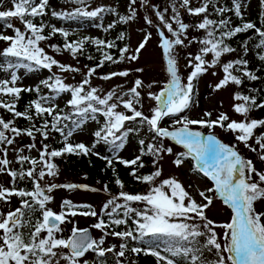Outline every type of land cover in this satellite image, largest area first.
I'll use <instances>...</instances> for the list:
<instances>
[{"label": "snow or ice", "instance_id": "snow-or-ice-1", "mask_svg": "<svg viewBox=\"0 0 264 264\" xmlns=\"http://www.w3.org/2000/svg\"><path fill=\"white\" fill-rule=\"evenodd\" d=\"M64 2L74 7L56 11L50 9L49 0H9L11 7L4 8L0 0V8L4 9L0 10V21L12 33L9 35L0 31V42L5 45L0 49V57L4 58L0 62V108L13 117L6 121L0 116V174L11 177L10 187L0 185V203L9 205L13 197L19 199V206L15 209L0 211V264H107L109 254L113 264H136L134 260H128L126 254L139 255L141 252L154 257L156 264H264V211L255 207L257 201L264 202V169H258L253 160L245 158L236 144L221 141L214 131L220 128L232 133L238 144H243L264 163V132L256 134L257 129L264 128V119L249 117L252 110L264 109V99L258 102L255 95L234 91L231 107L242 117L240 120L231 119L226 112H218L214 119L212 112L208 111L197 119L182 115L193 106L197 81L210 70L219 67L223 73L222 78L212 86L213 91L226 89L229 85L239 89L245 80L261 79L256 74L260 69L251 70L245 57L250 50H258L256 57L264 68V0H259V26L246 18L248 0H231V7L221 5L220 0H200L197 7L192 6V0H179V6L177 0H170L163 9L150 3V0H128L127 15H119L115 8L107 6L93 8L89 0ZM137 5L146 12L150 9L156 18L154 21L147 14L142 17L148 27L156 30L167 82L158 92H153L151 89L156 81L145 86L142 79L136 78L127 90L123 85H117L101 94L99 88L91 86V78L97 69L106 62L138 61L140 53L152 39V32L141 29L143 37L138 45L134 49L128 45L121 47L119 57L115 58L106 51L116 47L114 41L94 37L69 40L71 33L68 30L46 23L44 18L50 13L56 19H102L103 13L111 12L118 16L119 23L127 24L136 20ZM169 9L171 15L168 14ZM180 9H184L189 16L202 19L186 23ZM227 13H232L240 23L234 25ZM213 14L220 18H209ZM12 20H18L23 30L16 27ZM98 27L108 32L115 27V23ZM45 29H49L47 35ZM190 31L203 32V36H189ZM249 31L254 36L240 42L242 55L222 62L223 56L237 52V48L227 41ZM56 34L64 38V43L62 46L48 45L53 52H68L73 59H77L78 55L85 54V45L92 44L101 53L99 63L93 67L85 65L84 72L78 67L62 64L40 46L41 42L51 40ZM255 38L258 42L250 45ZM117 39L124 40L125 34L121 32ZM193 44H198L199 48L195 54L188 52L184 56V66L190 71L182 78L177 49H188ZM209 55L211 60L207 59ZM86 58L94 59L91 55ZM54 66L61 73L80 72L82 80L76 85L67 84L60 75L53 73L35 86H18L21 75L17 70L34 73L42 68L51 72ZM130 71L142 73L144 69L114 71L98 78L105 81L113 77L126 78ZM212 75L217 76V72L212 71ZM41 86L54 95H41ZM145 87L149 90L142 96ZM248 91L255 93L258 90ZM24 92H34L37 98L29 101L21 112L16 110V105ZM62 93L70 94L66 101L70 112L60 109L55 102ZM145 96L154 102L147 114L143 110ZM120 108L124 111L118 110ZM97 114L104 118V122L92 133L94 142L91 146L83 142L73 144L69 138L75 131L82 130L89 120L96 121ZM21 117L29 121L30 126L23 129L17 127L15 121ZM165 118L171 121L166 127L162 126ZM36 119L41 120L39 126L35 123ZM66 121L72 122L71 128ZM144 127L150 139L148 142L139 140L140 155L130 160L120 157L118 153L125 147L129 134L139 133ZM202 129L209 131L206 134ZM52 132L63 137L62 148H50L43 143ZM36 134L42 138L40 148L36 147ZM22 135L29 137L33 143L11 148L16 153V162L21 165L18 170L11 169L9 148ZM165 140L183 151L175 152L173 147L165 144ZM99 144L109 145V150L116 155L108 157L94 151ZM25 149L29 152L36 149L38 158L24 155ZM65 154L96 155L106 161V168L112 169V179L120 191L108 198L99 212L90 204H74L67 199L62 201L59 212L48 207L53 199L50 194L58 188L109 192L108 184L97 188L87 184L55 183L59 168L53 160ZM165 155L173 157L171 163L176 168L188 160L193 161L192 170L211 181L210 187L198 191L199 201L177 177L160 179ZM143 156L152 157V170L146 174L139 171L146 167ZM114 161L130 168L129 175L136 182L147 185L146 190L137 193L124 191L125 184L116 171ZM25 164L29 167L25 168ZM25 180L30 182V188L17 186V181ZM214 199L221 200L230 209L231 216L227 221L216 223L207 217L205 209L213 204ZM77 216L92 217L95 222L80 228L73 219ZM67 224L72 227L65 237L62 226ZM91 229L101 233L99 238L92 236ZM217 229L223 231L218 233ZM109 237L117 238L120 243L106 245ZM146 237L165 238L163 250L154 239L146 242L147 247L130 244L145 243ZM87 253H93L97 260L85 258ZM207 254L214 259H209Z\"/></svg>", "mask_w": 264, "mask_h": 264}, {"label": "rangeland", "instance_id": "rangeland-1", "mask_svg": "<svg viewBox=\"0 0 264 264\" xmlns=\"http://www.w3.org/2000/svg\"><path fill=\"white\" fill-rule=\"evenodd\" d=\"M4 8L11 7V4L9 3V0H2ZM114 0H89V3L91 6L98 7V6H107L111 7V5L114 3ZM117 8L119 10H123L125 14H128V3L126 1L122 2H116ZM150 3H155L163 9L164 7H167L170 3V0H150ZM200 0H192V6L197 7L199 6ZM258 0H248V8L246 11V18L251 19L253 15L257 14L259 11V7H257ZM221 5H226L231 7V0H220ZM55 8L56 11H62V10H71L74 6L70 4H65L63 1H56L55 2ZM177 6H179V0H177ZM138 7V15L136 20L130 21L127 23V35L128 40L127 44L130 49H134L138 42L143 37V32L140 31L141 29H146L147 31L152 32V39L147 44L146 48L142 50L140 53L139 60L136 62H128L124 61L119 64H110V65H104L102 68H98L96 74L91 78V86L97 87L101 90V94H103L105 91L110 90L112 88H115L117 85H123L124 90H127L128 88L132 87L133 81L136 78H140L144 81L145 86L149 83H152L153 81H156L157 83L153 86L151 91L158 92L160 88L163 86L164 83L167 82V74L163 71V60H162V51L158 47V36L156 34V30L154 28L148 27L142 17L147 14L152 17V19L155 21V16L152 14L151 10H147V12L144 9H139ZM0 10H4L3 8H0ZM181 16L184 22L186 23H195L198 22L202 17H194L189 16L184 9H180ZM209 11L211 12V6L209 8ZM169 15H171V9H169ZM226 15L232 17L233 24L235 25L237 21H239L232 13H227ZM111 18L110 12H106L102 14L101 18L96 19H87V18H81V19H75V20H66V19H51V21L58 25L61 23V26L72 30L74 32L79 33H94L99 36L106 37L107 35L111 34L112 32L109 30L108 32L103 31V28L98 27V25H104L108 22V20ZM209 18L211 19H219L220 17L216 16L215 14L211 15ZM12 23L16 27H20L21 30H23V26L20 24L18 20H12ZM0 31H3L5 34L11 35V31L8 30L6 27H4V22H0ZM203 36V32H195L190 31L189 36ZM249 36L242 37V41L248 39ZM52 39L48 41L41 42L40 46L45 49V51L52 55L55 59L60 61L62 64L66 65H72L74 67H78L81 69L82 72L86 71L84 68V62L81 59H73L72 56L68 52H61L59 54L52 51V49L48 46L52 43ZM4 43L0 42V49L4 47ZM233 47V46H232ZM199 48L198 44H193L188 49H177V51L180 54V75L182 78L186 77L190 69L185 68V59L184 56L191 52L195 54ZM234 48H237L236 53H231L223 56L221 58L222 62H227L228 60H233L236 58H239V56L242 55V50L240 49L239 45L234 46ZM211 55L207 57V59L211 60ZM248 60V59H247ZM249 61V65L253 64L252 61ZM135 68H143L144 72H134L130 71V75L126 78L124 77H113L111 80H102L99 79V76H102L104 74L114 72V71H122L125 69L132 70ZM212 71L217 72V76L212 75ZM18 75H21L20 81H18V86L20 87H27V86H34L37 83L39 84V81L41 79H44L46 77H49L53 75V73L60 75L65 83L76 85L82 80V75L80 72L72 73V72H63L61 73L59 68L53 67L52 71L49 72L47 69H38L34 73H28L26 70L20 69L17 70ZM2 75V74H0ZM223 73L220 71L219 67L216 69L210 70L208 73L204 74L199 78V80L196 83V90L195 94L193 96V106L190 111H187L185 113H182L183 115H188L189 118L197 119L202 116V114L205 111L212 112L214 119L218 112H226L231 119L240 120L242 119L241 116L234 113L232 111L231 105L233 104L232 100V93L236 90H239L241 92L248 93L249 89H253L255 81H248L245 80L244 84L240 86L239 89L236 88L235 85H229L226 89H221L219 91H213L212 86L218 81L219 78H222ZM186 82V81H185ZM87 88V86H86ZM145 87V89L142 90V96L146 91H148ZM41 92H45L47 95H54L49 91V89L44 88L41 86ZM28 94L31 96V100L36 99V94L33 92H28ZM70 98L69 93H62L59 97L56 99V103L58 105L63 104L64 108L66 106V101ZM127 99V97H125ZM154 102L149 101L146 96L144 98V111L147 114L148 109L150 105H153ZM66 109L71 111L70 108L66 106ZM120 111H124L123 108L118 109ZM264 109H254L249 113V117L251 119H261L263 116ZM0 116H2L4 119L8 118L6 112L0 108ZM73 119H76V117H73ZM98 122H104V118L97 114V120L92 121L89 120L83 127L82 130H77L74 132L73 136L70 137V141L73 144L83 142L88 146H91V144L94 142V136L92 133L95 131L94 126ZM129 126H135V125H129ZM162 126H168L166 121L164 120L162 122ZM72 127V124L69 126V128ZM196 127V126H194ZM264 128H260L256 130V134L259 135L261 131ZM67 131V129H66ZM206 134L209 131L208 129H202ZM215 133L217 134L218 138L221 139L224 143L228 144H236L239 152L247 159L253 160V162L256 164V167L258 169H264V163L260 162L257 158V155L251 151H249L247 148L244 147L243 144H238L232 133L230 132H224L220 128L214 129ZM133 134L141 135L142 139H145L146 142L150 139L149 133L145 128H141L139 133H130L126 142L125 147L121 149L118 153L120 157L129 158L134 157L138 155L137 152V142H135L133 138ZM10 135V134H9ZM58 140H59V146L62 148L63 146V137L58 134ZM53 132L50 133V137L48 140L43 141V143H46L50 145L53 141ZM41 140L42 138L39 136V134H36V147H41ZM165 144H167L170 147H173V150L175 152L183 151L182 148H180L177 145H174L171 141L165 140ZM33 143V141L27 137L26 135H22L20 137L16 138V142L14 146H10L9 153H8V159L12 161V163L9 165L11 169H15L16 167V153L11 150L12 147H24L28 144ZM107 145L106 144H99L97 145L96 149L94 151H99L102 155L112 157L116 155L114 151H106ZM24 155L29 156H36L38 158V152L36 149L31 150L30 152L25 149ZM96 156V155H95ZM146 167L143 169H140V172H144L145 174L150 172L152 170L151 165V159L150 156H143L142 157ZM173 157L165 155L162 166H163V173L160 179L167 178L169 176H175L179 179V181L184 185V187L197 199L198 201L201 199L198 195V191L205 190L208 187L211 186V181L207 180L206 177H203L202 175L197 174L196 172L191 171V163L190 161H186L183 166L180 168H176L172 163ZM105 163L106 161L103 160ZM53 162L58 166L59 168V175L55 178V183L58 184H64V183H76V184H87L93 187H101V184H108L109 192H91V191H84V190H68L63 188H58L54 190L50 195L53 197L51 203L48 204V207L51 208L55 212H59L61 210V203L63 200H71L74 204H90L93 206V208L96 211H100L102 204L110 198L112 195H118L120 189L119 187L113 182L107 183L105 180V177L101 174L100 171L97 173H90V172H81L78 170L73 169L72 167H69V165L66 164V161H63L61 157L54 158ZM132 178V177H131ZM51 179V178H47ZM99 182V183H98ZM0 185H4L5 187L11 186V177H9L7 174H0ZM191 186V187H190ZM147 188V185H142L138 182L135 184H131V186L125 184V188L123 189L126 192L129 193H137V192H143ZM209 195H215L210 193ZM19 206V199L16 197H13L11 200V203L9 205H4L0 203V211L6 212L9 208L15 209ZM137 206L138 205H134ZM255 207L258 211H264V202L257 201ZM205 213L208 218L212 219L216 223H222L227 221L231 216V211L226 206L223 205L222 201L219 199H214L213 204L205 209ZM75 223L79 227H89L92 223L95 222V218L92 217H82L77 216L73 218ZM64 227L63 235L66 237L70 233V229L72 227L71 224H67L62 226ZM123 227V226H122ZM222 229H217L218 233H221ZM91 234L94 238H99L101 233L96 229H91ZM119 244L120 241L117 238L109 237L106 241V245L108 244ZM209 259H214V257L211 256V254H207ZM128 260H134L136 264H156V260L154 257L150 255V257H140L139 255H135L132 253L126 254ZM89 260L96 261L97 258L94 256L93 253H87L86 257ZM108 258H112V256L109 254ZM108 264H113V258L108 262Z\"/></svg>", "mask_w": 264, "mask_h": 264}, {"label": "trees", "instance_id": "trees-1", "mask_svg": "<svg viewBox=\"0 0 264 264\" xmlns=\"http://www.w3.org/2000/svg\"><path fill=\"white\" fill-rule=\"evenodd\" d=\"M56 1L57 2L58 1H63L64 2V0H49L50 9L51 10H56V8L54 6ZM114 1L115 2L111 5V8H115L117 13H119V15H126L123 10L122 11L119 10L117 8V6H116L117 5V3H116L117 1L118 2H122L123 0H114ZM124 1H126L128 3V0H124ZM257 7H259V0H258V3H257ZM258 11L260 12V8H259ZM259 12L257 14H255V15H253L252 18L250 19L252 21H255L257 23V26H259ZM110 14H111V18L103 26L107 27V25L109 23H115V27L110 29V31L112 33L107 35L106 37L99 36V35H96L94 33L74 32L72 30H68V29L62 27L61 23H59L58 25H55L51 21V19H55V18L51 17L50 13H49V16L45 17L44 19H45L46 23H50V24H53V25H55L57 27H61V28H64V29L68 30L71 33L69 38H68L69 40H78V39H80L82 37H94V38H99V39L106 40V41H114L115 44H116V47L112 48V49H106V51H109L115 58H118L119 57V49L127 44V40H128L127 24L119 23L118 22V16L116 14H114V13H111V12H110ZM0 22H3V21H0ZM239 23H240V21L236 22V24H239ZM48 31H49V29H45V35H47ZM121 32H123L125 34V39L124 40L117 39V37L119 36V34ZM243 36H245V37L254 36V33L252 31H249V32H246V33H240L236 37H234L231 40L227 41V43L231 44V46H233V47L234 46L236 47V46L240 45V42H242V37ZM52 40H53L52 41L53 44H57V45H61L62 46L63 43H64V38L61 35H59V34H56L55 36H53ZM255 42H258V38H255L253 41H250V45L252 43H255ZM85 49H86L85 54L84 55H78V59L83 60L84 65H88L89 67H93L97 63H99V59L101 58V53L96 50V46L92 45V44H86L85 45ZM256 51H258V50H250L248 55H247V57H245V59H248V60L253 62V64L248 66L251 70L255 71L257 69H260L259 71H257L256 74L258 76H260L261 79L256 80L255 84H254V87H253V89H257L258 91L255 92V93H249L248 92V93H245V94L255 95L257 97V101L260 102L261 99H264V68L261 67V62L256 57ZM88 55L93 56L94 59L93 60H88L86 58ZM3 59L4 58L0 57V62H2ZM105 64L106 65H110L111 63L110 62H106ZM46 78H44V79H46ZM41 95H47V94L45 92H41ZM5 99L7 100L8 97H5ZM29 101H31V96L28 94V92L22 93L21 94V98H20V100L18 101V103L16 105V110L23 112L25 110V107L28 105ZM59 108L63 109L65 112H70L69 110L66 109V106L64 108L63 104L59 105ZM4 111L6 112V114L8 116V118L5 119L6 121L13 118L11 113L7 112L6 110H4ZM263 113H264V111H263ZM128 114H131V113H128ZM48 119L50 120L51 118L48 117ZM261 119H264V114L261 117ZM165 121H166L167 124H169L171 122L168 118H165ZM15 123H16V126L21 128V129L30 126L29 125V121L25 120L22 117L21 118H17ZM35 123L37 124V126H39L40 123H41V120L36 119ZM65 123H67L68 126H70L72 124L71 121H66ZM102 124H103L102 122L96 123V125L94 126L95 130H97ZM144 128L147 130L146 127H144ZM261 132H264V129ZM58 134L59 133L53 132L54 137H53V141L51 143V148L60 149L59 140H58L59 135ZM132 136H133L135 142H137V148H138L137 152H138V155H140L141 145L139 144V140L142 139V136L140 134L139 135L133 134ZM109 149H110V146L107 145L106 151L108 152ZM34 157H36V156H34ZM135 157L136 156L129 157V158H124V159L130 160V159H133ZM61 159L63 161H66V164L69 165V167H72L75 170H78V171H81V172H85V173L87 171L90 172V173H97L98 171H100L101 174L105 177V180L107 181V183H109V182L113 183L114 182L113 179H112L113 178L112 169L111 168H106L105 167L106 163L102 159L98 158L95 155L89 154L87 156H85V155H79L78 156V155H73V154H65L64 156L61 157ZM189 161L191 163V171H193L192 170L193 161H191V160H189ZM114 165H115L117 173L119 174L120 179L124 182V184L131 186V184H135L136 183V181L133 180V178H131V176L129 175V172L131 170L130 168H127L124 165L116 163L115 161H114ZM20 167H21V165L17 163L15 169L18 170ZM24 167L27 168V167H29V165L25 164ZM142 173H144V172H142ZM17 186L18 187L30 188L31 184L27 180H25V181H17ZM121 228H123V227L121 226ZM117 230H120V229H117ZM149 239H154L155 242L160 244L161 250H163L164 243H165V238H163V237H161V238H148V237H146L145 238V243L130 242V244H133V245L139 246V247H147V243L146 242ZM146 256L150 257V255H145L143 252L140 253V257L145 258ZM111 259L112 258H107V264H108V262H110Z\"/></svg>", "mask_w": 264, "mask_h": 264}, {"label": "water", "instance_id": "water-1", "mask_svg": "<svg viewBox=\"0 0 264 264\" xmlns=\"http://www.w3.org/2000/svg\"><path fill=\"white\" fill-rule=\"evenodd\" d=\"M80 228H85V227H80ZM70 234V233H69Z\"/></svg>", "mask_w": 264, "mask_h": 264}]
</instances>
